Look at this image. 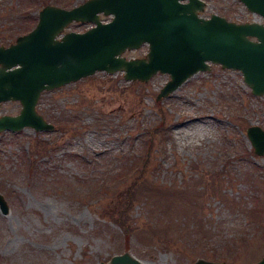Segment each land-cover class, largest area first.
<instances>
[{
  "label": "rangeland",
  "instance_id": "obj_1",
  "mask_svg": "<svg viewBox=\"0 0 264 264\" xmlns=\"http://www.w3.org/2000/svg\"><path fill=\"white\" fill-rule=\"evenodd\" d=\"M31 1V17L61 6ZM18 2L0 0V45L19 36L21 19L8 14ZM205 2V14L257 18L236 0ZM91 26L73 22L64 32ZM168 79L96 72L42 92L36 108L53 130L0 132V194L9 208L0 211V264H100L125 251L152 264L261 258L264 155L255 154L246 130L264 128V95H253L239 70L218 64L157 99ZM20 109L6 101L0 115ZM144 181L168 195L142 193Z\"/></svg>",
  "mask_w": 264,
  "mask_h": 264
},
{
  "label": "water",
  "instance_id": "obj_2",
  "mask_svg": "<svg viewBox=\"0 0 264 264\" xmlns=\"http://www.w3.org/2000/svg\"><path fill=\"white\" fill-rule=\"evenodd\" d=\"M240 1L264 19V0ZM204 6L203 0H85L71 8L43 6L30 31L0 45V104H21L18 114L0 115V132L53 130L36 108L41 93L99 71H122L125 79L140 82L168 74L157 95L161 99L196 73L219 64L239 70L252 94L264 95V23H238L216 13L204 18L198 14ZM101 16L111 19L103 21ZM72 22L92 26L64 32ZM143 45V57L124 56ZM246 132L255 154L264 155V128L252 125ZM0 211H9L2 194ZM100 264L143 262L125 251ZM193 264L227 263L197 259ZM246 264H264V254Z\"/></svg>",
  "mask_w": 264,
  "mask_h": 264
},
{
  "label": "trees",
  "instance_id": "obj_3",
  "mask_svg": "<svg viewBox=\"0 0 264 264\" xmlns=\"http://www.w3.org/2000/svg\"><path fill=\"white\" fill-rule=\"evenodd\" d=\"M55 2L63 7H72L74 4V0H55ZM19 3V2H18ZM25 4L27 5L26 7H23L22 5ZM22 7V8H20ZM34 8V5H33V2L31 0H20V3L17 4V7H14V8H10L9 9V12L8 14H11V15H16L17 17L16 18H20L21 19V22L19 23L18 25V29H15L13 30V32L15 34H23V33H26L28 32L32 26L34 25V23L36 24V21H37V16H30L28 13H30V11ZM27 10V11H25ZM26 12H28L26 14ZM117 177H124V174L118 172V174H116ZM115 176V177H116ZM142 186L143 188H140V189H143L142 190V193L146 192V195H148L149 193H152V192H156L157 193H160L161 195L163 194H167V192L165 191V189L163 188H160V187H155L153 186V184L149 183V182H146L144 181L142 183ZM104 189H105V186H104ZM134 193V192H133ZM168 195V194H167ZM134 197H138L137 195L134 196V194L131 196L132 199H134ZM141 196H139L140 198ZM119 219H121L122 215H119L118 216ZM123 225H125V220H123ZM201 229H203V227L201 226ZM202 234H204V231L202 230H199ZM205 237V235H204ZM207 237V236H206Z\"/></svg>",
  "mask_w": 264,
  "mask_h": 264
},
{
  "label": "bare ground",
  "instance_id": "obj_4",
  "mask_svg": "<svg viewBox=\"0 0 264 264\" xmlns=\"http://www.w3.org/2000/svg\"><path fill=\"white\" fill-rule=\"evenodd\" d=\"M143 264H152L151 262L149 261H146V260H142Z\"/></svg>",
  "mask_w": 264,
  "mask_h": 264
},
{
  "label": "flooded vegetation",
  "instance_id": "obj_5",
  "mask_svg": "<svg viewBox=\"0 0 264 264\" xmlns=\"http://www.w3.org/2000/svg\"><path fill=\"white\" fill-rule=\"evenodd\" d=\"M143 47H145V48H146V46H143Z\"/></svg>",
  "mask_w": 264,
  "mask_h": 264
}]
</instances>
